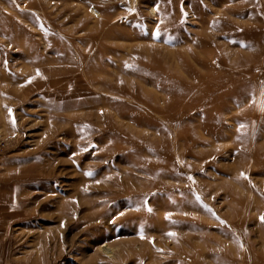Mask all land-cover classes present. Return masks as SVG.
<instances>
[{"label": "rangeland", "instance_id": "rangeland-1", "mask_svg": "<svg viewBox=\"0 0 264 264\" xmlns=\"http://www.w3.org/2000/svg\"><path fill=\"white\" fill-rule=\"evenodd\" d=\"M0 264H264V0H0Z\"/></svg>", "mask_w": 264, "mask_h": 264}, {"label": "bare ground", "instance_id": "bare-ground-1", "mask_svg": "<svg viewBox=\"0 0 264 264\" xmlns=\"http://www.w3.org/2000/svg\"><path fill=\"white\" fill-rule=\"evenodd\" d=\"M151 13H152V12H151ZM153 14H154V11H153ZM153 14H152V15H153ZM232 57H233V56H232Z\"/></svg>", "mask_w": 264, "mask_h": 264}, {"label": "snow or ice", "instance_id": "snow-or-ice-1", "mask_svg": "<svg viewBox=\"0 0 264 264\" xmlns=\"http://www.w3.org/2000/svg\"><path fill=\"white\" fill-rule=\"evenodd\" d=\"M169 235H172L171 233Z\"/></svg>", "mask_w": 264, "mask_h": 264}]
</instances>
